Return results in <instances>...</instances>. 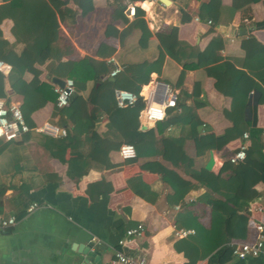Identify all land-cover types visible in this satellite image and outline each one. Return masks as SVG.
Wrapping results in <instances>:
<instances>
[{"label":"crops","instance_id":"crops-1","mask_svg":"<svg viewBox=\"0 0 264 264\" xmlns=\"http://www.w3.org/2000/svg\"><path fill=\"white\" fill-rule=\"evenodd\" d=\"M0 7V57L9 67L0 99L29 127L19 139H0V217L15 219L0 228V264H109L113 250L147 264H264V255L239 260L228 246L254 241L264 199L248 204L240 236L200 258L217 240L210 199L226 194L229 178L241 181L226 163L241 137L219 151L195 154L194 146L248 119L264 153V85L252 74L264 71V0H0ZM66 79L74 91L57 108L53 87ZM117 90H137V103L116 107ZM148 91L153 102L176 96L158 123L143 119ZM43 124L56 133L37 132ZM124 144L135 146L134 159H119ZM184 156L192 163H179ZM201 171L225 182L215 181L217 193L199 183ZM182 182L186 194L174 190ZM137 225L141 235L119 246ZM179 230L192 233L177 237Z\"/></svg>","mask_w":264,"mask_h":264},{"label":"trees","instance_id":"trees-1","mask_svg":"<svg viewBox=\"0 0 264 264\" xmlns=\"http://www.w3.org/2000/svg\"><path fill=\"white\" fill-rule=\"evenodd\" d=\"M252 1L256 2L258 0ZM206 9L207 7L202 5V10L206 11ZM231 14L232 13H230V15ZM134 15L139 16V18L141 19L143 13L139 9L135 8ZM2 16L5 15L1 14L0 20L2 19ZM139 22L143 23V21ZM168 32V35L170 37H174L176 34V28L170 27L168 29ZM1 43L2 41H0V44ZM1 59L2 58L0 57V60ZM9 66L11 68L10 70L13 72L15 66H13L12 64H10ZM146 74L148 75L149 71H147ZM252 74L258 76V80H260L264 85V71L259 72V74L252 72ZM2 81L3 77L0 74V90ZM146 81H149L148 77ZM75 84L73 85L75 86ZM10 87L11 89H14L11 84ZM132 93L137 94V90L133 91ZM44 102L45 99H43L36 108L42 106ZM242 122L243 123L233 121L232 126L225 129L222 134L217 136L213 134L202 135L198 137L194 142L195 154H199L202 148H207V150L219 151L229 142L240 138L245 129L248 130V146H246L244 151V159L236 164H231L228 161L226 162L229 166H231L232 170H240L242 174L241 181L237 182L233 178H229L227 181H225L229 183V185H227L225 188L226 194H221V199H210V204L212 205V214L213 216H217L216 226H214V230L212 231V234L217 237V240L214 239L215 243L211 247H203L205 252L201 254L200 258H204L207 254H210L226 243L231 242L235 238V236H240V234L236 231H238L239 229H241V231H244V227L247 221V214L245 213V211L248 207V204L254 200L261 201L264 199V153H262V134L260 130L255 129L254 126L250 125V120L247 119V121ZM243 124L245 125L243 126ZM247 126H249V129L247 128ZM175 141L176 140H173V142ZM133 148L135 151V155H137L135 146H133ZM179 163H192V161L184 156L179 161ZM197 179L202 186H205L207 190L214 193L218 192L213 186L215 181H217L218 183L221 182V187L225 183L219 179V176L207 171H201L199 176H197ZM257 184H261L263 186L261 192L254 190V186ZM180 185H182L180 186V188H174L175 186H173L174 190H181L182 194H186L190 190V187L187 185V183L182 182L180 183ZM207 194H204V197L207 196Z\"/></svg>","mask_w":264,"mask_h":264},{"label":"built area","instance_id":"built-area-1","mask_svg":"<svg viewBox=\"0 0 264 264\" xmlns=\"http://www.w3.org/2000/svg\"><path fill=\"white\" fill-rule=\"evenodd\" d=\"M132 16L133 10H130ZM197 20V19H195ZM207 24L211 22L206 21ZM9 67L4 62L0 60V74H6ZM119 73V68L115 67L109 73V77H114ZM74 91L73 81L71 79H66L63 81L62 87L54 86L53 92L55 94V106L57 108H63L68 105L69 99ZM153 91H148L146 100L144 101L143 108V119L148 122H159L165 118L166 111L170 108L176 106V96L172 91H168L167 98L162 102L151 101V95ZM137 95L125 91L117 90L114 93V103L118 108L132 107L137 102ZM35 130L41 133L55 134L56 130L49 127L47 124L40 125L36 127ZM29 131V127L26 124L19 108L16 105L8 104L4 100L0 99V139L2 141L8 142L19 139L23 134ZM60 134H64L63 131ZM248 136L243 133L241 136V142L237 149L232 155L229 156L228 162L231 164H236L244 159V151L246 148V141ZM118 157L122 161L132 160L135 157V151L132 145L124 144L118 149ZM264 201V200H263ZM38 205L31 204L26 211L31 212ZM256 210L259 212L261 208L258 207ZM15 223L14 217H9L7 219H2L0 217V228L6 229L13 226ZM142 225H137L135 228H131L125 231V238L118 241L119 246H123L129 239L139 237L142 233ZM256 237L254 241L247 242H231L228 244L231 255L239 260H244L246 258H255L260 255H264V227L261 225H255ZM192 231L179 230L175 233L177 237H185ZM109 264H147L144 258H134L132 256L125 255L120 250H113L112 259Z\"/></svg>","mask_w":264,"mask_h":264},{"label":"water","instance_id":"water-1","mask_svg":"<svg viewBox=\"0 0 264 264\" xmlns=\"http://www.w3.org/2000/svg\"><path fill=\"white\" fill-rule=\"evenodd\" d=\"M162 1V0H161ZM57 84H58V86L59 87H62V82L61 81H57ZM211 164H212V159H211V156H210V154H209V158H208V161H207V163H206V165H205V170H209L210 169V167H211Z\"/></svg>","mask_w":264,"mask_h":264}]
</instances>
